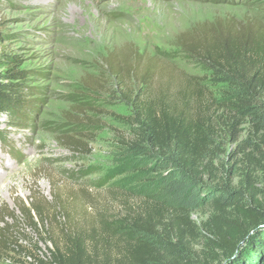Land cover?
<instances>
[{
    "label": "rangeland",
    "instance_id": "rangeland-1",
    "mask_svg": "<svg viewBox=\"0 0 264 264\" xmlns=\"http://www.w3.org/2000/svg\"><path fill=\"white\" fill-rule=\"evenodd\" d=\"M253 21L264 24V0H0V55L17 57L34 89L31 114L0 116V264L47 261L66 230L90 232L101 214L121 213L126 95L214 94L206 66L180 39ZM134 67L150 73L147 87ZM32 201L50 215L39 232L25 210Z\"/></svg>",
    "mask_w": 264,
    "mask_h": 264
},
{
    "label": "trees",
    "instance_id": "trees-1",
    "mask_svg": "<svg viewBox=\"0 0 264 264\" xmlns=\"http://www.w3.org/2000/svg\"><path fill=\"white\" fill-rule=\"evenodd\" d=\"M203 28L180 46L206 66L215 93L197 88L194 102L127 94L117 142L121 213L101 214L90 232L66 230L36 264H264V24ZM18 62L0 55V116L34 108ZM111 68L123 82L122 69ZM138 71L132 77L147 87L150 73ZM25 210L39 232L45 205Z\"/></svg>",
    "mask_w": 264,
    "mask_h": 264
}]
</instances>
